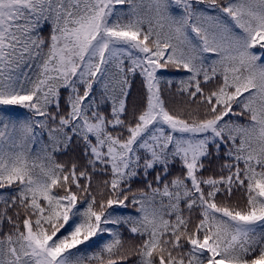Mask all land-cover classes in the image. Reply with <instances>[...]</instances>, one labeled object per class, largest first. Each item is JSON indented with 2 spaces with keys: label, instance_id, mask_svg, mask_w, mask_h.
I'll return each instance as SVG.
<instances>
[{
  "label": "snow or ice",
  "instance_id": "snow-or-ice-1",
  "mask_svg": "<svg viewBox=\"0 0 264 264\" xmlns=\"http://www.w3.org/2000/svg\"><path fill=\"white\" fill-rule=\"evenodd\" d=\"M0 264H264V0H0Z\"/></svg>",
  "mask_w": 264,
  "mask_h": 264
},
{
  "label": "trees",
  "instance_id": "trees-1",
  "mask_svg": "<svg viewBox=\"0 0 264 264\" xmlns=\"http://www.w3.org/2000/svg\"><path fill=\"white\" fill-rule=\"evenodd\" d=\"M47 34H48V30L46 28L45 31H44V35H47ZM139 90H140L139 80H137L133 84V89H132V94L130 96V101L137 97V95L139 93ZM67 158H68L67 156L61 157V159H67Z\"/></svg>",
  "mask_w": 264,
  "mask_h": 264
}]
</instances>
